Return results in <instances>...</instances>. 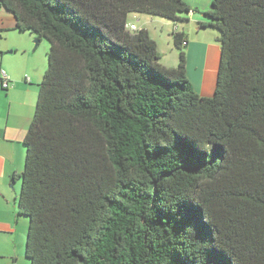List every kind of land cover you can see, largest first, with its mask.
<instances>
[{
  "label": "trees",
  "instance_id": "trees-1",
  "mask_svg": "<svg viewBox=\"0 0 264 264\" xmlns=\"http://www.w3.org/2000/svg\"><path fill=\"white\" fill-rule=\"evenodd\" d=\"M211 6L220 56L203 97L184 32L166 69L148 31L126 29L132 12L176 25L184 0H0L49 43L12 177L29 264H264V0Z\"/></svg>",
  "mask_w": 264,
  "mask_h": 264
},
{
  "label": "crops",
  "instance_id": "crops-1",
  "mask_svg": "<svg viewBox=\"0 0 264 264\" xmlns=\"http://www.w3.org/2000/svg\"><path fill=\"white\" fill-rule=\"evenodd\" d=\"M187 16L198 27L178 28L169 20L134 12L128 14L126 23L148 31L157 44L159 63L166 69L178 64L171 33L175 29L184 32L187 78L197 94L209 97L215 88L219 64L218 31L207 26L208 19L199 17L192 9ZM200 23L205 26L200 27ZM14 26V16L0 7V71L6 72L12 84L8 90L0 87V264H29L24 256L25 243L23 246L20 241L24 235L26 239L28 219L17 214L20 179L12 177L23 170V139L35 110L48 45L44 44L41 53L34 52V36L19 32ZM4 37L7 39L3 40Z\"/></svg>",
  "mask_w": 264,
  "mask_h": 264
},
{
  "label": "rangeland",
  "instance_id": "rangeland-1",
  "mask_svg": "<svg viewBox=\"0 0 264 264\" xmlns=\"http://www.w3.org/2000/svg\"><path fill=\"white\" fill-rule=\"evenodd\" d=\"M184 1L191 7L192 10L195 11L196 14H198L199 17L204 18V19L207 18L204 15V13L209 10L212 0H184ZM171 25H173V22H171ZM189 25H192L195 28L198 27V23L190 21V17H188V16H186V20L176 23V26H178V28H180L181 26L187 27ZM5 38L7 39V37H4L3 40H6ZM41 41H43V43ZM41 41H40L41 43L39 42L37 47L34 49V52L41 53V51H43V46H44L45 43H47L48 48H49V43L47 42V40L42 39ZM46 66H47V56H46V59H45V69H46ZM45 69H44V71H45ZM44 71H43V74H44ZM22 238H23V240L21 239L20 241H21V243H23V246H24L25 235Z\"/></svg>",
  "mask_w": 264,
  "mask_h": 264
},
{
  "label": "built area",
  "instance_id": "built-area-1",
  "mask_svg": "<svg viewBox=\"0 0 264 264\" xmlns=\"http://www.w3.org/2000/svg\"><path fill=\"white\" fill-rule=\"evenodd\" d=\"M126 29L127 30H130V31H136V27L135 25H132V24H126ZM25 80L26 81H29V76L28 75H25ZM11 81L9 79V76L6 74L5 71L1 70L0 71V87L1 89L3 90H8L10 87H11Z\"/></svg>",
  "mask_w": 264,
  "mask_h": 264
},
{
  "label": "water",
  "instance_id": "water-1",
  "mask_svg": "<svg viewBox=\"0 0 264 264\" xmlns=\"http://www.w3.org/2000/svg\"><path fill=\"white\" fill-rule=\"evenodd\" d=\"M211 8H213V7L210 6V9H211ZM33 43H34V45L38 44V40L34 39V40H33Z\"/></svg>",
  "mask_w": 264,
  "mask_h": 264
}]
</instances>
